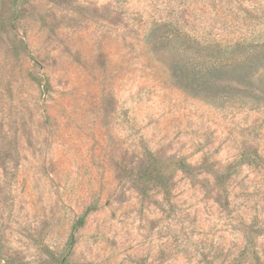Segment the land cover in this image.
<instances>
[{"label":"rangeland","instance_id":"rangeland-1","mask_svg":"<svg viewBox=\"0 0 264 264\" xmlns=\"http://www.w3.org/2000/svg\"><path fill=\"white\" fill-rule=\"evenodd\" d=\"M157 24L258 44L264 0H0V264H264V97L183 87ZM147 152L197 170L144 196Z\"/></svg>","mask_w":264,"mask_h":264},{"label":"trees","instance_id":"trees-1","mask_svg":"<svg viewBox=\"0 0 264 264\" xmlns=\"http://www.w3.org/2000/svg\"><path fill=\"white\" fill-rule=\"evenodd\" d=\"M161 29L163 30V34L159 35L158 40H154L153 45L159 52L164 53L166 51L168 53L173 76L183 87L191 89L193 87L199 88L210 82L222 85L223 69L227 66L234 70L243 64L241 68H244V72L234 73L235 75L231 76L232 78L227 82L228 90L234 95H240L242 91L247 92L248 97H251L253 92L257 91L259 95L264 97V86L258 87L256 82H254L257 68L248 64L250 61L264 60V41L258 44L247 43L246 40L226 44L219 41L205 43L184 30L165 29L162 24H157L155 30L159 31ZM24 50L30 54L27 44H24ZM211 53L212 55L230 57L232 58V62L230 64L221 63L219 65L213 63L206 67L200 66L198 62H195L194 56ZM39 85L45 91V85H47L46 78L40 79ZM146 158L148 159L147 168L143 175L137 176L138 181H143L144 183L140 188L144 196L147 195V187L150 184L159 185L167 193L170 188V179L177 170L188 174H193L197 170L180 159L166 160L155 156L151 152L146 153ZM231 173H225L223 176H220L219 180L222 181L231 175ZM85 218L86 215L78 220L74 232L84 225ZM74 243L75 240L72 238L71 246Z\"/></svg>","mask_w":264,"mask_h":264}]
</instances>
